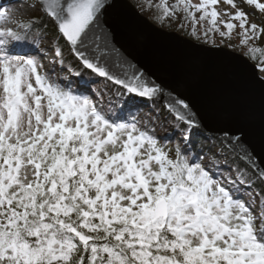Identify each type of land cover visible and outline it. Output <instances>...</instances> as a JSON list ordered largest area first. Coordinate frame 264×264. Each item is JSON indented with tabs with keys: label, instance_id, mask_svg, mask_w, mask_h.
I'll return each mask as SVG.
<instances>
[{
	"label": "snow or ice",
	"instance_id": "1",
	"mask_svg": "<svg viewBox=\"0 0 264 264\" xmlns=\"http://www.w3.org/2000/svg\"><path fill=\"white\" fill-rule=\"evenodd\" d=\"M139 6L213 48L238 37L264 83V0ZM120 7L0 3V264H264V161L141 71Z\"/></svg>",
	"mask_w": 264,
	"mask_h": 264
},
{
	"label": "water",
	"instance_id": "2",
	"mask_svg": "<svg viewBox=\"0 0 264 264\" xmlns=\"http://www.w3.org/2000/svg\"><path fill=\"white\" fill-rule=\"evenodd\" d=\"M117 3L126 5L113 10L124 26L118 39L141 71L165 91L186 98L210 136L243 135L264 161V83L253 62L227 47L213 48L165 30L142 16L128 0Z\"/></svg>",
	"mask_w": 264,
	"mask_h": 264
},
{
	"label": "rangeland",
	"instance_id": "3",
	"mask_svg": "<svg viewBox=\"0 0 264 264\" xmlns=\"http://www.w3.org/2000/svg\"><path fill=\"white\" fill-rule=\"evenodd\" d=\"M128 1H130V2L134 5V7H136L137 11H138L142 16L148 18L149 20H151V21H152L154 24H156L157 26H159V27H161V28H163V29H165V30H168V31L177 32V33L181 34L182 36H185V37L189 38L190 40H192V39H191L188 35H186L184 32L177 30V29H178V25L175 24V23L166 22V24H164V26H162V25H160V24L154 22L153 19H152L153 17H155L154 10H150V9L147 8V7H144L143 9H141V7L139 6L140 4L147 5V4H149V3L151 2V0H128ZM14 2H15V0H0V3H3V4L5 5V7H8L10 10H11V6H12V4H13ZM17 15H19V14L17 13ZM165 26H166V27H165ZM237 40H238V37H235V36H234L232 42H233L234 44H237ZM192 41H194V40H192ZM194 42H196V41H194ZM197 43H198V42H197ZM201 44H202V43H201ZM209 46H210V45H209ZM227 48L231 49L230 47H227ZM231 50H233V51H235V52H238V53H240V54H243V51H244V50H243V51L239 52V51L235 50V48H233V49H231ZM243 55H244V54H243ZM253 63H254V62H253Z\"/></svg>",
	"mask_w": 264,
	"mask_h": 264
},
{
	"label": "trees",
	"instance_id": "4",
	"mask_svg": "<svg viewBox=\"0 0 264 264\" xmlns=\"http://www.w3.org/2000/svg\"><path fill=\"white\" fill-rule=\"evenodd\" d=\"M152 19H153L154 22H156V23H158V24L161 25V23L156 19V16L153 17ZM164 24H166V23H164ZM164 24H163L162 26H164ZM165 27H166V26H165ZM257 46L264 47V45H257ZM229 47H230L231 49L235 48V50H237V51H239V52L243 51V49H242L241 47L237 46V44H234L233 42H232V45L229 46ZM255 55H258V54H255ZM252 62H253V61H252ZM144 107H145V109H147V108H148V105H145ZM125 115L127 116V114H125ZM208 135H209V134H208ZM157 136H158V137H172V143H173V144L175 143V138H174V136H173V132H172L171 129H169V128H167V127H164V128H158V129H157ZM164 142L167 143L168 140H165Z\"/></svg>",
	"mask_w": 264,
	"mask_h": 264
}]
</instances>
